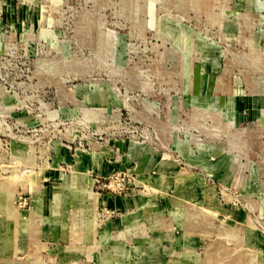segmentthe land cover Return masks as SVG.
<instances>
[{"label":"rangeland","instance_id":"1","mask_svg":"<svg viewBox=\"0 0 264 264\" xmlns=\"http://www.w3.org/2000/svg\"><path fill=\"white\" fill-rule=\"evenodd\" d=\"M0 264H264V0H0Z\"/></svg>","mask_w":264,"mask_h":264}]
</instances>
